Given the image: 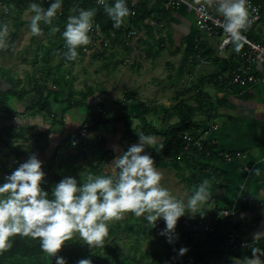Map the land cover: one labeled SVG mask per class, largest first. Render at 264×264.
Instances as JSON below:
<instances>
[{
	"label": "rangeland",
	"instance_id": "rangeland-1",
	"mask_svg": "<svg viewBox=\"0 0 264 264\" xmlns=\"http://www.w3.org/2000/svg\"><path fill=\"white\" fill-rule=\"evenodd\" d=\"M11 10L14 11L13 6ZM173 10L176 11L177 9L173 8ZM72 13L73 12H71V14ZM32 15L33 13L29 11L28 6L26 10L23 11V14H21L20 17L21 20L25 22V24L17 30L18 32L16 35H14L15 27L12 25V22L7 19L4 20L0 17V25L7 24L9 30V35L7 38L9 47L7 50H0V69L7 72V77H10L12 81H14L12 82L13 84L17 83L18 89L24 87L25 91H27V96L23 100L17 101L14 96L10 99V105L13 109L11 113L15 111L19 116L23 115V113L25 112V110L22 109H26L27 111V107L30 106L33 101L37 100L36 94L32 90V86L29 83L33 84L35 78L39 79L40 74L37 71L40 70V67L47 68V66L43 64L44 61L41 60L44 51H47L49 48L50 50L48 51V54H51L49 52H53V48L49 43L50 39L46 35L38 37L31 34L29 28L30 22L28 19H30ZM167 20H165V18L162 19L161 31H158L159 28H157L156 31H150L148 35L146 25L143 28V36L141 35L139 37V35H137L128 37L126 32L122 39L124 40V43L126 42L127 45H129V51L124 50L120 45L111 47L109 44H106V46L103 45V50H99L103 52V55H100V52L99 54L97 53L98 56H95L89 60H85V62L89 63L88 66H81L80 64H76L75 69L70 68V72L73 71L75 77H78L79 79V81L75 83V86H73V88H75L74 90H76L77 88H79V90L82 89L80 81L82 79H87L89 72L92 75L89 78L91 85L95 86L98 84L99 87L104 88L107 92H110V94L107 95L108 98L104 97V100L101 102L102 107L109 115L116 114L118 112V108L120 105L119 101H121L120 99L122 98L121 95L126 94L125 92L123 93L125 89H127L126 92L130 91V88H136L135 90H137L138 88H142L141 94H138L137 90V93H135L134 96H137L146 105L153 108H158V106L162 105L170 108L177 107L180 102L187 104L191 108H196V90L193 86L196 81H198V79L203 75L205 76V78L201 88L207 94V97H205V101L211 100L215 103V107L213 109H210L209 111L206 110V107H204L202 109L203 111H195L193 113V118L198 123H200L202 132L199 136H194V138L193 136L184 133V141L189 142L188 139L193 141V139L195 140L197 138H200L202 142H206L208 146L212 145L215 157L209 158L211 160V164H213L214 159H217L221 162H232V164H235V157L233 156V153L236 152L244 154L243 160L239 161L243 163L248 159V153L245 151L246 149L230 150L218 147V144H223L220 141V139L222 138L221 132L224 131L223 128L226 126L225 123L222 125V123L219 122V118L224 116L227 117L229 125H227L226 128L231 127L233 124L236 125L240 121V116H237L235 112L236 108L234 106V103L231 100L226 101V98H229V95L225 96L222 95V92L217 91L218 88L221 87L223 91L226 92L229 89L232 90L233 86L228 85L225 82V79L221 81H218L217 79V82L214 81V78L207 80V76L212 75L211 71L206 69L207 67H210V64H208L206 60L198 61L194 57L196 51L195 47L199 44V36L197 35L198 33H195L190 38L191 44L194 47L195 51L189 53L188 48H190V46L187 44L188 38L186 36H184L183 38L181 37V35L184 34L185 30L182 29L181 26H175L174 28H172L171 26H169ZM131 23L132 22L130 20L125 18V22L123 24L130 28L129 25ZM163 29H166V32H169L168 34H170L171 41H169V43L167 44V41L164 40V45H161L163 49L159 51L156 49L158 45L155 43L156 41L160 40V38L157 39L156 37L158 35L164 36L165 30ZM143 30L138 29V34ZM144 41L150 43L152 41L150 45L152 47L154 46L153 49H155V51L153 49H150L151 52L148 51V43L144 44L146 43ZM221 54L224 55V52H221ZM50 59V65L48 66H50L52 71L56 74L55 76L59 75V73L61 75H64V78L61 77L62 79L66 80L61 85V89H63L66 85L65 83H67V81H71L69 79H66V76L70 74L66 72V69L68 68L65 65H61L63 63L60 58L57 59V55H52ZM53 63L55 66H53ZM104 64H109L108 68H105ZM43 68L41 69L43 70ZM145 68H147L149 72L142 70ZM127 76L129 80L128 84L133 83V86L127 84L123 85L120 82L121 80L123 82L125 80V77ZM179 76L180 78H177ZM113 81L118 82V84L120 85L118 86L117 84H114ZM38 83H41V81H38ZM70 85L71 82L67 87L69 88ZM10 87L11 86L6 84L5 81L0 79L1 91H6L10 89ZM48 87L50 89L55 88L52 86L51 79H49ZM67 87H65L66 90L68 89ZM129 94L130 96L133 95L131 93ZM138 100L136 102H138ZM133 102L134 103H129V108L132 114L138 111V109H136L137 107L135 100H133ZM25 103L28 105L26 106ZM82 110L83 108L79 109L78 111L81 113ZM11 113L7 114L6 116H11ZM146 119L148 121H152L156 127H166V125L178 121L177 117H174L166 122L164 121L165 119L162 121L160 117L156 119V117L152 115H148ZM134 121L138 122V119L132 118L129 122L130 127L133 126ZM3 123L4 121H1L0 126L3 125ZM14 125V127L18 129L19 126L17 124ZM244 130H246V128H244ZM34 133L35 132H26L25 141H29L27 142V144H8L7 147H3L4 145H0V160L6 163L7 170H9V172L15 170L20 163L25 162L32 154H35L39 159V156L42 152L38 151L36 147L44 144H40L37 142V139L35 137L36 135H34ZM53 136L55 144H48V148L45 152V156L47 159L45 158V163L42 166L45 174H58L62 178L70 176L76 178L79 182L82 176L88 175L91 167L94 168L98 166L97 161L94 160L95 156L87 151L85 152L86 156L80 161L81 170H79L75 174L67 171L65 160L71 152H74V150L70 147L68 148L64 144H59V154L56 155V157H54L52 160L53 150L58 145L59 140L58 134L53 133ZM153 137L155 138V140H160L155 136ZM240 137L244 138L242 136ZM67 140L68 138L66 139V141ZM9 142H12V139H9ZM137 142L138 140L134 139L133 137L126 136L123 139V144L121 145H118L115 142L114 144H107L104 149V160L101 161L102 171L100 175L112 174L115 171L111 164L114 157L123 152L124 148H128L130 145ZM16 146L21 148V153L19 156H17L16 154L12 155L10 151V149H13ZM113 146H115L118 150L114 151ZM148 147L150 146H145V151L152 156V153L150 149H148ZM184 152L185 149L183 148V152L181 151L180 155L175 158L177 162H181V160L184 158ZM219 152H222V154H227L230 158V161H227V158L219 155ZM6 154L9 155L5 156ZM39 160L42 161L41 159ZM50 161L51 166L48 169V164H50ZM197 162L199 164L200 160H197ZM245 163L246 162H244L243 164L246 168H242L241 170H247L246 172L249 173L248 171H251V169L248 168L247 164ZM157 170L160 171L163 176L161 185L167 188L175 197L186 202L188 197L195 190V188L190 186L188 183V178L194 170L186 167L183 171H177L172 167L157 168ZM214 173V176L217 177L218 173ZM220 176L221 178H223L222 175ZM218 183L220 185V183L222 184L224 182L222 181V179H220L219 181L216 180L214 182L215 185H217ZM206 209H204L203 206L202 208H198L195 216L199 214H205V212H208V207ZM212 210L213 211L211 215H215L217 214L218 210L220 211L221 209ZM188 213L194 215V213L190 211H188ZM195 216H193L192 218L188 217V221L192 222V219L194 220L196 218ZM185 219H182V221ZM147 223L148 222L144 217H136L133 213L130 212L124 213L121 219L109 222V229L115 230V234L107 241V243H104V247L89 248L84 243V241L78 238V234H75L73 239L68 241L69 243H65L63 248L64 250H71L74 255H76L75 250L78 248L79 251H87V255L91 258V260L94 259V254L98 251V254L101 255L102 259H108L109 263L114 260V256H117L120 258L128 257L134 262V264H174V259L176 256L172 253L170 247H166L165 244L167 238L160 235V232L165 228L164 221L162 219L158 220L156 224L161 227L153 229L150 234L142 238V233L144 232V230H150L147 227ZM143 226L144 228L142 229ZM181 226L184 232H186V227L184 226V224H182ZM208 237H210V235L201 232H198L196 234L190 233L189 237H183L181 239L178 237V239L176 240V244L179 246V249L181 247L187 248L188 251L183 256L186 258H190L191 252H193L194 250L192 249V246H194L196 242L203 241ZM112 242H115L117 244L114 250L115 254L107 257L105 251ZM208 248L210 251L211 243H208L204 247V249L207 250ZM200 263H202V261H199L197 264ZM73 264H77V260H74Z\"/></svg>",
	"mask_w": 264,
	"mask_h": 264
},
{
	"label": "clouds",
	"instance_id": "clouds-1",
	"mask_svg": "<svg viewBox=\"0 0 264 264\" xmlns=\"http://www.w3.org/2000/svg\"><path fill=\"white\" fill-rule=\"evenodd\" d=\"M218 3V11L224 18L223 29L236 43L235 50L239 52L244 40L241 33L252 23L250 6L247 0H218ZM99 4L113 21L114 28H119L132 14L126 0H115L112 5L107 0H99ZM61 8L62 0H55L46 10L37 3H31V34L43 36L40 24L51 25ZM95 15V9H78L77 15L68 17L62 33L67 60H76L77 52L88 54L81 51V46L91 42L89 33ZM51 31L59 29L52 28ZM8 35V25H0V50L8 49ZM102 48L98 47L94 52ZM155 144L153 136L140 133L137 143L114 157L111 164L115 171L112 174L89 175L83 183H78L74 177H64L55 185L52 198L41 187L46 175L42 161L35 154L30 155L0 184V253L12 247V237L20 235L38 239L42 251L55 257L56 264H67L65 258L57 254L75 234L89 248L104 247L105 238L109 235V222L119 220L129 212L136 217H144L152 227L162 219L165 228L160 235L167 238V243L173 244L178 239L175 234L178 220L186 211L197 212L210 199L211 182L203 180L186 202L175 197L161 185L162 173L155 167L152 156L145 151L146 145ZM113 147L114 151L118 150ZM160 147L163 148V145ZM252 172L260 174L259 169ZM261 235L264 233H254L253 239ZM187 251V248L181 247L178 255L183 256ZM262 255L264 250L253 247L252 258H246L244 264H264L260 259ZM77 264H92V260L80 259Z\"/></svg>",
	"mask_w": 264,
	"mask_h": 264
},
{
	"label": "trees",
	"instance_id": "trees-1",
	"mask_svg": "<svg viewBox=\"0 0 264 264\" xmlns=\"http://www.w3.org/2000/svg\"><path fill=\"white\" fill-rule=\"evenodd\" d=\"M55 2V0H49L47 3L45 0H0V17L2 19H7L12 22V25L15 27L14 35L17 34V30L22 27L25 22L21 20V14L23 11L31 4L37 3L45 10L50 6L51 3ZM127 6L130 10H135L136 15L134 18L127 17L132 23L130 25L138 26V24H142L141 30L144 26H147L148 33L153 30L152 25H148L144 23V20L151 13L152 11L142 9L140 10L138 7L133 5L132 0H126ZM6 6L7 10L3 9ZM12 6L14 7V11H12ZM62 11L61 13L57 12L56 17L53 19L51 25H45L43 23L40 24L41 29L43 30L44 35H46L50 40L49 43L53 48V52H49L48 48L47 51H44L42 55V60L44 61L43 64L47 66V68L40 67L39 72V79L35 78L33 84L29 83L32 86V90L36 94V99L31 103V105L27 108V112L29 115L36 116L40 115L45 123L50 124V128L43 130L41 132H35L37 142L43 144V141L47 139L48 134L52 131V127L55 124H62L64 114L70 112L72 109L83 108V112H86L85 119L83 120L82 124L85 122H91V125L88 128L87 134L89 135L87 143L90 144L87 147H70L74 150L71 152L70 155L65 160L66 170L75 174L79 170H81L80 161L86 156L87 151H89L92 155L95 156L94 160L97 161L98 166L91 167L88 175L82 176L78 183H83L87 181V177L92 175L93 177L99 176L101 174V161L104 160V149L105 146L108 144V141L105 137H103V133L100 130H103L116 138V143L118 145L123 144V139L127 137H133L134 139H138V135L143 133L144 135L148 136H156L160 137L162 140L155 144L153 149L151 148V153L156 157V166L158 167H173L177 171H183L185 167L191 168L192 173L188 178V183L193 188H196L203 180L208 179L211 183L215 182L217 177L214 176V172L216 169L210 168L208 165H204L202 163L198 164L196 162V157L200 159H208L214 158L215 154L213 152L212 145L208 146L206 142H203V148L199 151L193 144L190 143L189 149L185 150L183 153L184 158L181 162H177L175 157L180 155L181 151L183 152V148L186 144L184 141L183 135L186 133L190 136H199L201 131V125L193 118V113L195 111H201L204 107L206 110L213 109L212 103L208 100L205 101V97H207L206 92L202 90L201 81L196 82L193 87L196 90V99H197V106L196 108H191L187 104L180 102V106L177 107H166V106H158V108H153L146 105L144 102H136L138 107V113L132 114L129 110V106L126 104L127 100L131 99L130 94H124L123 97L119 101L120 105L118 108V112L116 114L109 115L102 107L101 102H95V104L88 105L87 98L93 95V89L88 88L83 92H76L72 88V84L68 88L70 81L65 83V87L68 89L66 91H59L58 89H50L48 87L49 79H51L53 87H60L61 83L65 82L64 75L55 76L56 74L52 71L50 65V57L52 55L63 54L67 51L65 47V40L63 39L62 33L64 31L65 25L67 23V19L70 15H77L78 9H95L96 15L94 18L97 20L99 24V37L104 38V42H107L111 47L114 45H122L127 50L129 49L126 42L123 41L124 34L128 31V27L126 25H121L119 28L113 27V21L108 17L105 13L103 7H98L94 0H62ZM173 10V9H172ZM16 11V12H15ZM71 12H73L71 14ZM12 13V14H11ZM147 13V14H146ZM151 15V14H150ZM152 19V18H151ZM129 25V27H130ZM52 28H58L59 31L52 32ZM94 38L96 35L93 36ZM103 42V43H104ZM148 43V44H147ZM146 44L150 47L151 43L147 42ZM233 45V41L230 44V47ZM103 46V44H102ZM80 48V47H79ZM103 50V49H102ZM148 51L151 52L150 49ZM207 52V51H206ZM100 52H98L99 54ZM146 53V52H145ZM208 56L211 57L212 53L207 52ZM103 55V52L100 53ZM231 58V57H230ZM215 63L222 65L220 73H225L231 66V61L227 60H217L213 59ZM223 63V64H222ZM43 68V70L41 69ZM232 69V68H231ZM230 69V70H231ZM229 70V71H230ZM7 72L0 69V79L5 81L8 84L10 89L6 91L0 90V122H11L15 116H18L17 112H13L12 106L10 105L11 97H15L16 100H23L27 96V91H25L24 87L18 89L17 83L13 84L12 79L7 77ZM67 79V78H66ZM41 81V83H38ZM61 82V83H60ZM63 104L65 105L64 109L62 110L61 114L57 116L52 112L53 105L55 104ZM99 109L103 110V112H99ZM203 111V110H202ZM11 116H6L10 114ZM154 116L158 117L162 115L165 119L164 121L168 122L174 117L178 118L177 122L170 123L166 125V127H156L152 121H148L146 119L147 116ZM132 118L138 119V124L135 127H130L129 122ZM11 120V121H10ZM81 124V125H82ZM80 127V126H79ZM78 127V128H79ZM77 128V129H78ZM76 129V130H77ZM76 130L68 131L65 135V139H69L71 134ZM6 138V139H5ZM25 129L24 128H15L14 125H1L0 126V145H4L3 147H7L8 144H15L14 142L16 139H23L25 140ZM63 138V141L65 139ZM9 139H12V142H9ZM83 144V143H82ZM163 145V148L160 145ZM62 145V144H61ZM46 144L40 145L37 148L38 151L43 152ZM57 149V148H56ZM127 148H124L126 151ZM12 155L19 156L21 153V148L16 146L13 149H10ZM9 151V152H10ZM56 151V150H55ZM100 154V155H99ZM6 154L5 156H8ZM55 155V154H54ZM54 156H52L53 160ZM168 158V159H166ZM17 159V158H16ZM51 160V161H52ZM217 160V159H216ZM51 161L48 164V169L51 166ZM181 163L184 164V168L181 167ZM227 163V162H223ZM232 163V162H231ZM235 163H239L236 162ZM11 172L7 170L6 163L0 160V184L4 183V177L10 175ZM62 179V177L58 174L48 175L46 173L44 178V183L41 185L44 191H47L49 194V198H52V191L55 185ZM192 194V193H191ZM188 211L185 212L187 214ZM203 218V214H199ZM211 215V214H210ZM209 215V216H210ZM207 216V215H206ZM195 218V217H194ZM197 218V217H196ZM187 219V218H186ZM188 221V219H187ZM193 221V219H192ZM182 220L179 219L178 223L175 228V234L181 239L183 237H189L190 231L188 233L184 232L182 228ZM147 227L150 230L145 229L142 233V238L146 235L150 234L153 229L160 228L157 224L155 227H152L149 223H147ZM144 226L142 227V229ZM186 231V230H185ZM190 232V233H189ZM115 234V230L109 229V235L105 238L104 243ZM211 236V235H210ZM209 239V240H208ZM177 240V239H176ZM176 240L173 244H169L166 242V247H170L172 253L174 255H178L179 246L176 244ZM212 237H208L203 241L196 242L194 246H192L193 252H191V257L187 258L188 264H197L199 261H203V258L206 255H209L211 251H204V246L210 243ZM68 242V241H67ZM66 242V243H67ZM69 243V242H68ZM207 243V244H205ZM12 247L0 253V264H56L55 257L48 255L47 253L43 252L40 247V241L38 239H33L31 237L25 236H14L11 238ZM111 245L107 247L105 251L106 256H111L115 254V248L117 244L115 242L110 243ZM194 247V248H193ZM240 250L235 252L231 251H221L218 252L217 255L220 258H224L225 264H234L233 260L238 258L240 255ZM76 255H74L71 250H62L57 254L65 258L67 264H73L74 260H80L84 258H90L87 255V251H79V248L75 250ZM214 254V252H211ZM103 256V255H102ZM91 259V258H90ZM92 264H134V262L128 258H120L114 256V260L109 263L108 259L103 260L101 255L98 254V251L94 254V259H92Z\"/></svg>",
	"mask_w": 264,
	"mask_h": 264
},
{
	"label": "crops",
	"instance_id": "crops-1",
	"mask_svg": "<svg viewBox=\"0 0 264 264\" xmlns=\"http://www.w3.org/2000/svg\"><path fill=\"white\" fill-rule=\"evenodd\" d=\"M191 1L206 3L209 6V8L214 11V13L221 14L218 11V8H219L218 0H191ZM132 3L133 5L137 6L140 10L145 9V10L152 11L151 13H148L149 15L144 20V23L148 25H152L151 27H153V30L155 31L157 28H159L158 31L162 30L161 21L163 18H165V20L168 19L167 22L169 26H171L172 28H174L175 26H181L182 29L185 30L184 34H182L181 37L183 38L184 36H186L188 38L187 44L190 46V48H188L189 53H191L192 51H195L194 47L191 44L190 38L195 33H198L197 34L199 36L198 46L202 45L205 51L212 53L211 57H208L206 59L207 63L210 64V67H207L206 69L211 71V74H212L210 76H207V80H210L211 78H214L215 82H217V79L218 81L223 80L225 76L228 74L229 70L237 66L240 63V60L238 59L237 54L243 51L244 49H246V46L242 42H241V47H240L239 52L235 50L236 48L235 42H233V45L231 47L230 46L226 47L222 51L219 50L218 47H219V43L221 39L210 38L204 35L202 36L196 30V26L194 24V21H195L194 16L186 12L185 10L181 8L177 9L176 11L172 10L173 8H165L166 9L165 10L164 9L165 0H132ZM163 30H165L164 36L158 35L156 37L157 39L160 38V40L156 41L155 43L158 45L156 49L159 51L163 49L161 45H164V40L167 41L166 42L167 44L169 43V41H171L170 34H168L169 32H166V29H163ZM242 33L247 37L248 40L264 46V15H263L262 20L258 24L248 27V29L246 31H242ZM148 34L149 33H147V35ZM138 35L139 37L141 35L143 36L144 30L140 31ZM120 46L124 50L129 51L124 46L122 45ZM153 47L150 46L147 48L153 49ZM153 50L155 51V49ZM98 52H101V51L99 50L96 52L92 51L85 55L81 54L80 52H77L78 53L77 59L73 61L67 60L64 56V53L60 54L57 57V59L58 58L61 59L63 63L61 65H65L68 68L66 69L67 70L66 72L70 74L66 76V78L71 80L70 82L72 84V88L73 86H75V83L79 81V79L78 77L77 78L75 77L73 71L70 72V68L75 69L76 64H80L81 66H88L89 63L85 62V60H89L95 56H98L97 54ZM221 52H224V55H222ZM213 59L224 60V61L230 60L231 67L225 73L221 74L220 70H221L222 65H220L219 62L215 63ZM108 65L109 64H104L105 68H108ZM53 66H55L54 63H53ZM263 69H264V64H256L253 67V71L255 73L261 72ZM142 70L146 72L148 71L147 68L142 69ZM91 76H92L91 73L88 72L87 79H84V80L82 79L80 81V84L82 86L81 90H79V88L74 90L75 88H73V90L77 92L78 91L83 92L84 90H87L88 88L93 89V95L87 98V102L89 106H91V104L93 103L95 104V102H102L104 100V97L108 98L107 95L110 94V92H107L104 88L99 87L98 84L95 86L91 85L89 81V78ZM177 78H180V76ZM204 78L205 76L202 75L198 79V81L199 82L201 81V84H203ZM128 81L129 80L127 76L125 77V80L123 82L122 80L120 82L123 85H126V84L131 85V86L134 85L133 83L128 84ZM113 83L117 84L118 86L120 85L116 81H113ZM53 89L55 90L58 89L61 92L66 91L65 87L61 89V86L59 88L55 86V88ZM135 89L136 88L134 89L130 88V91L128 92H126L127 89L123 91V93L125 92L126 94L128 93L133 94L131 95V99H129V101L127 100L126 104L128 106L130 102L134 103L133 100H135L136 102L139 99L137 96H134V94L137 93V90H138V94H141L142 88H138L137 90ZM217 91L222 92V95H225V96L229 95V98H226V101L231 100L234 103V106L236 108L235 112L237 116H240V121L236 125L233 124L231 127H228V128H226L227 125H229L228 124L229 121L227 120V117L224 116V117L219 118V122H221L222 125L225 123L226 126L223 128L224 131L221 132L222 138L220 137L221 138L220 141L223 144H218V147L223 148V149H230V150L246 149L245 151L248 153V159L244 162H246L245 164H247L248 168H250L251 171H248L249 173H247L246 172L247 170H244V171L241 170L242 168L244 169V164H243L244 162L242 163V162L237 161L239 163L232 164V163H223L221 161L214 159L213 164H211L210 163L211 160L209 158L200 159L196 157V162L197 160H200L199 164L202 163L204 165H208L212 169L217 168L218 170L217 169L215 170V172L218 173L216 180L219 181L220 179H222L224 183L222 184L220 183V185L219 183L217 185H215L214 182L211 183L210 191L212 192V195L210 199L203 205L204 209L208 207V212H205V214L202 215L203 218L200 215L195 216V213H196L195 212L194 215L187 213V215L185 214L180 219L182 220L188 217L192 218L193 216L201 217L202 219H205L209 217V215L212 213L213 211L212 209H217V210L218 209H234L235 216L233 218L231 219L220 218L218 222H216L217 230L220 232H225L229 230L230 228H234L242 235L243 238L252 242L253 247L264 250V235H261L259 238L255 240L253 239L254 233H257V232L264 233V83H256L248 87H244V88L232 87V90L229 89L226 92H224L223 89L220 87L218 88ZM123 95L121 96L123 97ZM139 101L143 102L141 99H139L138 102ZM27 105L28 104H26V106ZM212 106L213 108L215 107L214 102H212ZM64 107L65 105L61 103L55 104L53 105L52 112L56 114L57 116H59L62 110L64 109ZM136 107H137V104H136ZM136 109H138V107ZM22 110H25L23 115H20V116L18 115L17 117L13 118L12 121L10 120L11 122L4 121L3 125L9 126L11 124L12 125L17 124L19 128L25 129V134L26 132H29V133L30 132H41L43 130L50 128V124L45 123L40 115L32 116V115H29L26 109H22ZM78 110L79 108H75V109H72L70 113L64 114L62 124H55L52 127V131H50L51 129L49 130L50 133L48 134L47 139L43 141V144H46V146L44 148V151L39 156V159L42 160V166L45 163V158H46L45 152L48 148L47 147L48 144H55L53 133H56L59 135L58 145L55 147V149L53 150V154H52L54 157H56V155H58L59 154L58 152L60 151L59 144H66L65 143L66 139L64 137L68 133V131L70 130L74 131L82 124L87 113L83 112V110L80 113ZM137 113L138 111L134 112V114H137ZM158 117H160L162 121L164 120L162 115H159ZM158 117H156V119ZM137 124L138 122L134 121V124L132 127H135ZM244 128H246V130H244ZM100 131H102L103 137L106 138V140L108 141V144H114V142L116 143L117 141L116 138H114L113 136H111L110 134H108L107 132L103 130H100ZM240 136L244 138H241ZM63 138L65 139L64 142H62ZM156 138L160 139V140H156V143L162 140L160 137H156ZM27 142L23 139L22 140L16 139L14 143L15 144H27ZM154 146H150L148 147V149H151V148L153 149ZM152 157L154 158V161L156 164V157L153 154H152ZM156 167L157 168H168V166L167 167L156 166ZM181 167L184 168V165L182 163H181ZM253 169H259L260 174L255 175L252 172ZM220 175H222L223 178H221ZM204 251L208 252L209 248L208 250L204 249ZM239 253L240 255L238 256V258H235L233 262L238 261L239 264H244L246 258H252V251L240 250ZM260 259L264 261V255L260 256ZM174 260H175L174 264H188L187 258L184 256L182 257V256L177 255ZM202 264H225V260L224 258H220L217 254L215 253L212 254L210 252L209 255H206L203 258Z\"/></svg>",
	"mask_w": 264,
	"mask_h": 264
},
{
	"label": "built area",
	"instance_id": "built-area-1",
	"mask_svg": "<svg viewBox=\"0 0 264 264\" xmlns=\"http://www.w3.org/2000/svg\"><path fill=\"white\" fill-rule=\"evenodd\" d=\"M49 0H45L47 3ZM115 0H107L109 5L114 4ZM94 3L98 7H103L99 4V0H94ZM250 11V18L252 23L250 26L258 24L264 15V0H247ZM137 7V6H136ZM165 8L183 9L186 12L194 16L196 29L203 36L210 38L221 39L219 43V50H223L229 47L232 39L225 33L223 29L224 18L222 14H216L206 3L203 2H193L191 0H165ZM3 9L7 10L4 6ZM62 9L58 12L61 13ZM132 14L129 18H134L136 15L135 10H131ZM125 25V24H123ZM142 28V24L138 26L131 25L128 28L127 36L133 37L138 35V29ZM244 37L242 43L246 46V49L237 54L240 63L233 67L228 74L225 76V82L235 88H244L256 83H264V69L261 72L255 73L253 67L256 64H264V46L247 39V37L241 33ZM96 35L94 38L93 36ZM91 42L86 46H81V51L84 53H89L96 50L98 47L106 46L107 42L103 41L104 38L99 37V24L95 18H93V28L89 33ZM104 42V43H103ZM101 44V45H100ZM194 57L198 61L206 60L209 56L202 45L197 46ZM99 112L103 110L99 109ZM91 122L83 123L75 132L71 134L69 139L65 141L67 146L71 147H87L90 144H86L89 135L87 130ZM188 139V138H187ZM186 142L184 149L188 150L190 143L193 144L199 151L203 148V142L200 138L190 140ZM83 143V144H82ZM219 155L230 158L227 154ZM235 161H241L244 158V154L239 152L233 153ZM246 167H244L245 169ZM235 216L234 209H221L215 215H210L207 219H202L201 217L195 218L192 222L187 221V219L182 221V224L186 227V232L191 231V233L196 234L198 232L211 235L212 240H210L211 248L210 251L217 254L221 251H231L235 252L237 250L252 251V242L246 240L242 235L234 228H230L225 232H220L216 228V222L220 218L231 219ZM202 264V263H200Z\"/></svg>",
	"mask_w": 264,
	"mask_h": 264
},
{
	"label": "bare ground",
	"instance_id": "bare-ground-1",
	"mask_svg": "<svg viewBox=\"0 0 264 264\" xmlns=\"http://www.w3.org/2000/svg\"><path fill=\"white\" fill-rule=\"evenodd\" d=\"M188 70H190V69H188Z\"/></svg>",
	"mask_w": 264,
	"mask_h": 264
}]
</instances>
